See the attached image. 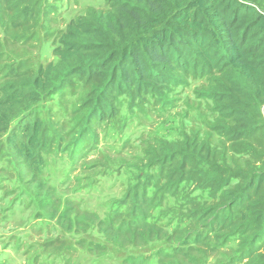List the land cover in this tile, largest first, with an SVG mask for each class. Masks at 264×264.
<instances>
[{
  "label": "rangeland",
  "instance_id": "rangeland-1",
  "mask_svg": "<svg viewBox=\"0 0 264 264\" xmlns=\"http://www.w3.org/2000/svg\"><path fill=\"white\" fill-rule=\"evenodd\" d=\"M105 6L0 0V89L56 64L51 51L67 24ZM94 77L61 78L40 102L21 103L0 133V264H245L238 233L210 228L203 216L208 191L182 183L169 193L163 184L172 182L157 184L190 132L230 167L246 166L247 153L221 136L223 120L205 97L217 78L174 76L152 89L123 80L104 92L111 69ZM36 118L46 136L29 164L21 131ZM254 120L264 126V104ZM251 144L264 145L263 127Z\"/></svg>",
  "mask_w": 264,
  "mask_h": 264
},
{
  "label": "trees",
  "instance_id": "trees-1",
  "mask_svg": "<svg viewBox=\"0 0 264 264\" xmlns=\"http://www.w3.org/2000/svg\"><path fill=\"white\" fill-rule=\"evenodd\" d=\"M105 5L67 24L51 51L56 64L3 85L0 133L21 113V103L40 102L74 73L96 77L111 69V79L100 85L104 92L123 80L152 89L174 76L216 77L207 83L205 97L223 120L221 136L247 153L246 166L230 167L222 152L218 156L190 132L177 143L170 165L162 166L157 184L172 182L163 184L169 193L182 183L208 191L213 203L202 214L210 228L229 225L243 239L241 262L264 264V145L247 146L264 128L254 120H260L264 104V0H105ZM21 132L23 158L33 164L44 125L36 118Z\"/></svg>",
  "mask_w": 264,
  "mask_h": 264
}]
</instances>
